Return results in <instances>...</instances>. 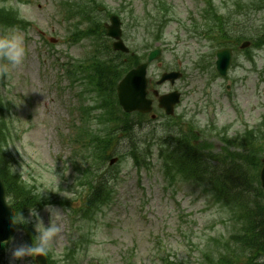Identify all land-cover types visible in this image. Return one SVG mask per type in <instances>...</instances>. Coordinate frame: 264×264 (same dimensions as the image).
<instances>
[{
  "label": "rangeland",
  "instance_id": "1",
  "mask_svg": "<svg viewBox=\"0 0 264 264\" xmlns=\"http://www.w3.org/2000/svg\"><path fill=\"white\" fill-rule=\"evenodd\" d=\"M128 1L134 16L139 20L146 19L142 5L145 1ZM174 1L175 16L183 25L170 22L162 40L156 41L162 50L161 59L163 64L164 59L166 62H181L186 72L185 81L179 85L187 93L181 107L186 108L184 121H192L195 128L203 131L201 137L217 146L218 139L210 135L213 132L208 125L228 127V134L232 136L242 132L245 125H256L264 112V51L255 54L256 72L250 70L241 56L238 57L240 65L230 72V78L235 80L233 100L244 112L243 120H237L234 109L226 103L225 82L215 79L206 89L208 76L192 70L191 62L199 55H209L212 48L207 40L187 32L190 28L187 13L194 12L195 0ZM15 2L18 15L30 25L25 31L15 29L5 34L15 32L23 36L26 56L22 65L8 66L5 71V62L0 60V99L4 101L8 114L5 119L9 128L7 149L13 170L42 196L51 200L68 198L70 207H75L74 196L67 193L72 175L67 162L68 147L62 138L70 132L69 124L77 116L76 111L70 113L77 103L68 81L59 80V77L63 75L60 65L71 56L80 57L83 50L67 48L63 41L66 26L60 22L54 0H0V6L14 5ZM100 3L117 11L121 0H100ZM253 24L260 25L259 18L249 23L245 31H249ZM125 32L126 38L129 33L130 47L139 54L148 51L144 49L145 44H152V47L155 44L143 27H136L132 32L126 22ZM51 39L56 40L53 48ZM164 44L167 45L165 51ZM121 143V146L127 145L126 141ZM151 162L150 171L141 175V183L131 161L118 164L120 179L114 199L89 228L74 234V239L82 236L84 240L72 264H153L155 261L159 264V258L163 256L193 259L196 256L194 245L222 230L216 210L206 207L205 198L197 189L183 183L171 191L158 171L154 157ZM38 212L44 227L50 224L59 227L50 247V252L57 257L64 245H68L71 229L68 207L47 206ZM27 219H30L29 215ZM30 223L35 230L37 221L31 219ZM202 226L214 229L202 230ZM37 230H40L39 225ZM158 242L164 251L154 253ZM20 243H26V240L18 231L8 244L3 264H9L11 248ZM131 249L135 250L137 261L131 256ZM33 261L24 258L16 264H32Z\"/></svg>",
  "mask_w": 264,
  "mask_h": 264
},
{
  "label": "clouds",
  "instance_id": "2",
  "mask_svg": "<svg viewBox=\"0 0 264 264\" xmlns=\"http://www.w3.org/2000/svg\"><path fill=\"white\" fill-rule=\"evenodd\" d=\"M26 56L23 36L13 32L0 37V60L5 62V71L7 67L12 68L22 65ZM47 210V209H46ZM29 220H26L19 214V219L12 218V226L30 222L31 219L37 221L35 231L37 235L33 238L30 244L20 243L15 244L10 250L9 264H16L24 258L44 257L48 254L51 244L59 233V227L55 224H50L47 227L43 226L39 212L36 209L29 210ZM37 225L40 230H37Z\"/></svg>",
  "mask_w": 264,
  "mask_h": 264
},
{
  "label": "trees",
  "instance_id": "3",
  "mask_svg": "<svg viewBox=\"0 0 264 264\" xmlns=\"http://www.w3.org/2000/svg\"><path fill=\"white\" fill-rule=\"evenodd\" d=\"M127 117V116H125ZM117 128V125L111 127L104 136H100L98 133H93L92 134V140L90 142V146L95 150L94 153H91V156L96 155V159L92 161V166L97 163H103L105 160H108L109 153L112 151L116 144V140L114 138L115 135V129ZM5 141V137L3 135L2 130L0 129V175L4 179V182L6 184L7 190H8V195L12 198L14 207L16 211H21L25 209L26 207H31L34 205V201L31 197L24 195L23 190L24 187L20 186L18 184V181L16 178L10 177L7 172V159L5 157V153L3 152V143ZM91 148V149H92ZM191 152V151H189ZM196 158V157H195ZM188 159L190 162H197L198 158L194 159L193 158V153L188 156ZM175 163H178V161L175 160ZM194 178H199V173L194 172L192 175ZM102 182L105 183H100L104 188L107 186L106 179L102 180ZM11 188V189H10ZM15 189V190H12ZM20 190V191H17ZM96 191H93L92 196ZM93 205L92 208L94 207V204L97 203V200L91 199L90 201ZM254 231H256V244L253 246V248L250 249V252H257L259 249V252L261 251V227L260 226H254L253 227Z\"/></svg>",
  "mask_w": 264,
  "mask_h": 264
},
{
  "label": "water",
  "instance_id": "4",
  "mask_svg": "<svg viewBox=\"0 0 264 264\" xmlns=\"http://www.w3.org/2000/svg\"><path fill=\"white\" fill-rule=\"evenodd\" d=\"M144 70L145 65L130 72L124 82L119 86L118 92L120 103L126 110H131L137 105V102L133 100V96L138 100H143L144 98ZM0 215L8 218V213L6 212L0 213Z\"/></svg>",
  "mask_w": 264,
  "mask_h": 264
}]
</instances>
